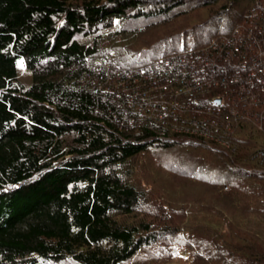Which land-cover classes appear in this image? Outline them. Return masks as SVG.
<instances>
[{"label":"trees","instance_id":"1","mask_svg":"<svg viewBox=\"0 0 264 264\" xmlns=\"http://www.w3.org/2000/svg\"><path fill=\"white\" fill-rule=\"evenodd\" d=\"M189 3L207 10L179 28L176 18L189 9H174ZM141 17L171 24L156 40H140ZM105 37L124 65L190 50L210 75L244 76L251 69L243 60L264 62V0H0V264H124L175 234L167 261L264 264V156L255 150L264 148V132L237 117L221 134L235 145L225 155L190 131L204 116L201 103L172 90L164 98L169 115L155 117L154 99L132 93L158 96L146 80L96 69ZM205 93L237 99L222 86ZM172 100L183 109L176 112ZM172 148L193 161L174 162L193 172L181 175L217 189L202 212L223 217L214 227L190 223L201 208L184 200L161 214V224L136 213L151 214L155 196L129 180L137 158L150 152L165 165L159 153ZM211 229L212 242L195 246L198 232Z\"/></svg>","mask_w":264,"mask_h":264},{"label":"built area","instance_id":"2","mask_svg":"<svg viewBox=\"0 0 264 264\" xmlns=\"http://www.w3.org/2000/svg\"><path fill=\"white\" fill-rule=\"evenodd\" d=\"M98 63L99 66L95 68L104 70V75L110 76L116 72L122 77L131 78L136 82L146 80L147 85L152 90L159 91L158 96L154 94L148 96L145 92L139 93L131 90L133 94L140 95V99L146 101L154 99V107L157 109V113H153V115L157 118L169 115L168 107L164 103L165 93L169 90L186 94L189 104L198 105L200 102L199 108L204 116L199 121L192 120L190 126L193 127L190 131L203 137L212 146L218 144L229 146L221 134L227 135V131L231 129V121L241 115L245 117L256 115L259 118L257 125L264 132V62L262 61L249 66L243 60L240 64L243 68H250V74L239 76V70H236L229 79L225 77L219 79L210 75L206 66L196 63L190 50H181L159 56L141 65H126L125 68H122L126 71L119 67V63L111 50H103L98 57ZM221 70L225 71L226 69ZM219 86L225 90L234 89L237 99H230L218 93L206 96L205 91ZM174 102L179 101L172 100L171 102L175 110Z\"/></svg>","mask_w":264,"mask_h":264},{"label":"rangeland","instance_id":"3","mask_svg":"<svg viewBox=\"0 0 264 264\" xmlns=\"http://www.w3.org/2000/svg\"><path fill=\"white\" fill-rule=\"evenodd\" d=\"M194 3H189L186 6H179L175 8L174 10H181L188 8L189 11L185 12L181 16L177 17L176 21L179 23L178 27H185L187 25H191L193 22L202 20L201 16L204 15L205 11L207 8L205 7H195L193 6ZM192 6V7H191ZM191 7V8H189ZM170 11V14L174 11ZM169 14V16H170ZM161 19L160 18H139L137 19V23L134 24V28L136 30H139L141 33L138 35V38L140 40L147 39L149 42L156 40L159 36V34L167 27V25H170L171 23L164 25L163 22L160 23ZM165 23V22H164ZM163 24V25H162ZM140 28V29H138ZM110 37H105L101 40L100 44V53L104 50H108L111 46V41H109ZM135 39V38H134ZM138 39V42H139ZM132 42H135L133 40ZM146 42V41H145ZM130 43V42H129ZM137 43V42H136ZM111 50V49H110ZM99 53V54H100ZM99 57V56H98ZM225 62H228V60H225ZM93 63V62H91ZM21 65V64H20ZM119 67L125 68L126 65L119 63ZM21 68L23 71L20 72V75L22 78L28 79V74L21 65ZM125 70V69H122ZM126 71V70H125ZM220 79V76H218ZM110 92V91H109ZM109 92L106 93V96L109 95ZM134 95H136L134 93ZM176 112L180 109H182L183 105H181L179 102H174L173 103ZM248 119H252L255 123L258 124V117L256 115L254 116H249ZM174 121V120H173ZM258 126V125H257ZM259 128V127H258ZM178 131L183 130L181 128L177 129ZM232 127L229 131L227 132H232ZM260 131H263L262 129L259 128ZM242 133V132H241ZM253 139L258 137L257 133L252 134ZM252 139V140H253ZM234 146H231L229 148L228 145H222L218 144L216 147L218 148L221 153L228 155L232 150H234ZM248 147V145L244 148ZM255 146H253L254 148ZM249 148V149H253ZM258 154V156L263 157L264 156V148L260 147L259 149H255ZM184 150L180 148H175V149H168V150H161L159 153V160L160 162L165 163V165H160L157 162L158 158L152 157L153 153L149 154H142L137 158L136 163L133 167L132 170V175L130 176V181L138 183L139 186L146 188L147 190L152 189L153 192L155 193V196H153L151 199L147 202V207L151 210V214H143L140 213L138 209H136V213L139 214V216H143L146 218H151L152 221H154V224H161L163 221V218H161V214L168 212L170 210V207L172 206H178V201L184 200L182 204H188L190 206L199 205L198 207L194 206V209L201 208L200 211H196L192 213V217L188 218L191 222H195L201 220L203 223H207V226L214 227L213 225L216 224V219H222L223 217H218L216 213H212L211 211L209 213H202L205 211H208L209 208L208 206L213 205L211 201H209V197L217 191L215 187L209 184H205L201 182L200 180L195 181L191 180L189 178H186L185 176L181 175L182 173H186L185 175L191 176L193 172H189L186 170V168L182 164V152ZM254 151V150H253ZM211 160V158H209ZM178 160H181V164L175 165V163L178 162ZM186 163H191L193 161L188 160L185 161ZM199 163H202V161H207L205 159H197ZM175 162V163H174ZM209 164V162H207ZM211 164V163H210ZM133 165V164H132ZM170 165V166H169ZM215 165H209V167H212ZM172 167L176 171H170L168 168ZM127 168L123 169L122 172H125ZM180 173V174H179ZM210 174V172H208ZM207 176H209V174ZM127 174V171H126ZM205 174V173H204ZM223 188V187H222ZM225 189V187L223 188ZM192 204V205H191ZM219 206L222 204H218ZM201 217V219H199ZM184 219L181 218L180 220H176L174 217L170 221L172 223H177L179 221H183ZM202 225V224H200ZM209 228V227H208ZM210 229V228H209ZM214 232L213 229L207 231V233L203 232H198L199 234L197 235L199 239H196L197 241L193 242L195 246L203 248L204 247V242H207L208 244L210 241L212 242L211 239H214L215 235H212ZM207 234L209 236L207 238ZM170 237V238H168ZM168 237H161L154 243H152L150 246H145L141 249L139 253H137L132 259L128 260L124 264H185L186 262H183V260H170L169 259V249L170 247H174L173 242L175 239H177V235L175 234V239L172 237L174 236H168ZM193 244V245H194ZM168 258L166 259V257ZM48 264H54V263H48ZM58 264V263H57ZM60 264H75L71 263L68 261L62 262Z\"/></svg>","mask_w":264,"mask_h":264}]
</instances>
